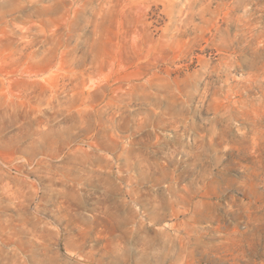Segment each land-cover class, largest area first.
I'll use <instances>...</instances> for the list:
<instances>
[{
    "label": "rangeland",
    "instance_id": "374dc122",
    "mask_svg": "<svg viewBox=\"0 0 264 264\" xmlns=\"http://www.w3.org/2000/svg\"><path fill=\"white\" fill-rule=\"evenodd\" d=\"M0 264H264V0H0Z\"/></svg>",
    "mask_w": 264,
    "mask_h": 264
}]
</instances>
